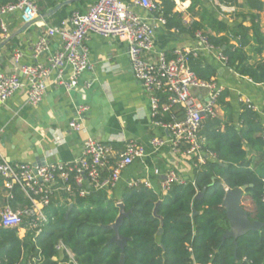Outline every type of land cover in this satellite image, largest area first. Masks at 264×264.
Returning <instances> with one entry per match:
<instances>
[{
  "label": "trees",
  "instance_id": "16d2710c",
  "mask_svg": "<svg viewBox=\"0 0 264 264\" xmlns=\"http://www.w3.org/2000/svg\"><path fill=\"white\" fill-rule=\"evenodd\" d=\"M242 1V8L264 11L261 0ZM12 2L0 0V7ZM174 6V0H160L153 15L163 17L169 28L192 36L200 33L226 58L227 69L254 85H264V34L258 14L249 15V27L242 22L230 26L204 8L201 0H191L187 11L198 8L199 21L186 29L181 14L172 13ZM188 66L200 80L216 81L217 70L204 55L189 58ZM228 97L223 89L218 99L224 119L203 120L199 137L203 152L211 157L193 167L191 179L172 185L163 195L139 184L125 188L118 200L104 190L74 195L70 202L64 201L65 194L55 196L44 208L47 223L37 236L26 218L20 228L28 230L22 238L18 229L0 228V264H120L121 250L110 242L114 232L105 228L115 222L118 203L130 211L118 229L128 239L123 264H264V125L259 113L244 104L233 121ZM251 152L255 156L249 158ZM242 186L247 187L244 196L252 205L251 213L245 211L249 220L263 225L234 243L231 238L223 240L228 221L222 201L227 190ZM199 193L202 196L196 199ZM19 202L26 201L15 191L11 206Z\"/></svg>",
  "mask_w": 264,
  "mask_h": 264
},
{
  "label": "built area",
  "instance_id": "2783aa9c",
  "mask_svg": "<svg viewBox=\"0 0 264 264\" xmlns=\"http://www.w3.org/2000/svg\"><path fill=\"white\" fill-rule=\"evenodd\" d=\"M129 1L149 12L158 6V0ZM14 12L20 13L24 24H31L39 17L36 0H14L1 6L2 39L7 37L3 17ZM157 21L163 26L166 24L163 17ZM90 35L127 44L130 70L148 97L152 123L168 134L166 139L151 138L154 151L167 146L174 154L189 159L193 167L204 165L211 154L203 152L199 131L205 118L217 117L218 99L224 88L215 80H200L189 68L188 59L213 53L225 65L226 58L200 33L196 34L198 46L195 48L175 49L170 58L163 53L149 57L154 45L155 26L135 15L125 0H98L86 13L74 11L60 25L46 27L32 47L34 64H20L22 53L15 50L10 57L13 72L0 70V104L4 105L14 94L26 88V104L37 106L45 97L51 75H54L53 83L65 92L76 89L80 76L93 71L86 45ZM54 37L59 38L60 48L51 53L49 42ZM44 55L46 63L37 62ZM67 70L70 71L68 75ZM85 111L87 107L82 106L77 113L80 115ZM165 115L168 120L164 119ZM79 120L71 121L69 128L81 131ZM143 154L142 146L133 141L117 151L111 144L88 137L83 141L81 156L70 162L12 164L0 158V183L5 193L4 205L0 207V228L18 229L26 218L29 219L28 227L35 229L37 236L47 223L44 208L53 197L65 194L64 201L70 202L74 195L85 197L90 190L108 193L117 186L122 172ZM155 174L159 175V170H155ZM183 182L175 171L167 170L161 177L159 192L166 194L172 185ZM139 184L150 188L147 182L138 180L130 181L127 187ZM15 191L22 194L26 206H11Z\"/></svg>",
  "mask_w": 264,
  "mask_h": 264
},
{
  "label": "crops",
  "instance_id": "0c3cea01",
  "mask_svg": "<svg viewBox=\"0 0 264 264\" xmlns=\"http://www.w3.org/2000/svg\"><path fill=\"white\" fill-rule=\"evenodd\" d=\"M97 1L36 0L39 17L31 24H24L19 12L5 15L3 21L7 37L2 39L0 34V70L13 72L10 57L15 50L22 53L20 64H34L32 47L45 28L60 25L74 11L86 13ZM125 1L135 15L155 26L154 45L149 57L163 53L170 58L175 49L198 46L196 34L192 36L174 26H163L157 21L161 16L155 17L153 12L136 7L129 0ZM201 1L204 8L214 11L219 20L230 26L242 22L244 27H249V15L258 14V24L264 34V11H249L240 7L242 0H235L236 4L228 0ZM261 1L264 4V0ZM190 3L191 0H174L172 9V13L181 14L186 29L189 24L199 21L198 8L187 11ZM49 44L51 53L60 48L58 37L50 39ZM86 45L93 71L80 76L76 89L65 92L53 83L54 75H51L47 80L45 97L37 106L26 104V88L14 94L4 105L0 104V158L12 164L65 163L81 156L83 141L88 137L111 144L117 151H121L125 143L133 141L142 146L144 154L122 172L117 186L107 193L108 197L118 200L132 180L145 181L150 189L159 193L161 177L167 170L175 171L184 180L191 179L193 166L189 159L174 154L167 146L158 151L151 146V138L166 139L168 134L152 123L148 97L130 70L127 44L90 35ZM204 56L206 62L217 70V84L229 92L226 101L230 104L233 121L238 117L239 105L244 104L259 113L264 125V85H254L246 78L239 77L218 61L213 53ZM46 61V55L37 60L39 63ZM69 72L67 70L66 75ZM88 84L90 86L85 88ZM82 106L87 107V111L79 115L77 111ZM78 118L82 130L76 132L69 128V123ZM216 118L224 119L220 106ZM253 156L254 152L248 155L249 158ZM155 170H159V175L155 174ZM4 195L0 183V207L4 205ZM26 205V202H19L15 208ZM20 227L18 235L22 238L28 227Z\"/></svg>",
  "mask_w": 264,
  "mask_h": 264
},
{
  "label": "water",
  "instance_id": "95a60500",
  "mask_svg": "<svg viewBox=\"0 0 264 264\" xmlns=\"http://www.w3.org/2000/svg\"><path fill=\"white\" fill-rule=\"evenodd\" d=\"M247 187L242 186L241 188L235 190H227L225 197L222 201V207L225 210L226 218L228 221V229L223 235V240L231 238L235 243L238 237H241L251 231H258L263 224L257 221H250L247 213L242 207V200L244 193ZM202 196V193L197 194L196 199H199ZM71 205H69V208ZM117 207L119 208L118 216L113 224L106 226L105 228L112 230L114 235L110 240L111 243L116 244L121 250L120 264H123V249L127 244L128 239L122 237L118 233V229L124 218H127L130 214L125 212L122 204L118 203ZM154 216L156 215V209L153 211ZM162 229H159L158 235H160Z\"/></svg>",
  "mask_w": 264,
  "mask_h": 264
},
{
  "label": "rangeland",
  "instance_id": "374dc122",
  "mask_svg": "<svg viewBox=\"0 0 264 264\" xmlns=\"http://www.w3.org/2000/svg\"><path fill=\"white\" fill-rule=\"evenodd\" d=\"M242 207L245 211L251 213L252 212V205H251V202L250 200L247 198V197H243V200H242Z\"/></svg>",
  "mask_w": 264,
  "mask_h": 264
}]
</instances>
